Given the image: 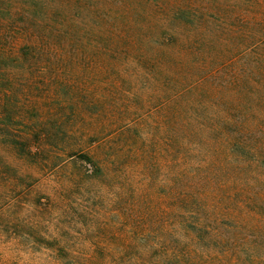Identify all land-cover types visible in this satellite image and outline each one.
I'll return each mask as SVG.
<instances>
[{"label": "trees", "instance_id": "16d2710c", "mask_svg": "<svg viewBox=\"0 0 264 264\" xmlns=\"http://www.w3.org/2000/svg\"><path fill=\"white\" fill-rule=\"evenodd\" d=\"M109 1L126 8L96 9L90 23L102 20L99 27L113 34L127 22L123 13L134 11L128 22L139 27L123 40V34L108 39L73 23L75 13L62 1L0 0V147L52 169L76 157L74 164L93 167L94 177L103 180L136 167L146 171L150 184L162 167L164 184L155 191L164 198L161 213L140 216L146 200L131 194L127 205L116 203L127 209L136 231L142 227L145 233L144 226L148 235L160 234L163 264H264V101L254 114L244 109L242 98L250 81H264V55H253L264 40V21L250 27L257 34L226 61L220 60L216 36L201 29L189 39L187 51L202 50L211 59L197 82L179 78L185 61L174 52H134L144 75L131 81L111 63L125 58L129 39L173 44L175 23L191 27L208 16L213 24L222 19L236 28L249 24L247 16L264 8V0ZM160 2L166 7L155 8ZM160 10L172 27L146 29V17ZM97 53L104 55L102 63ZM204 82L211 88H202ZM178 84L177 100L171 101ZM152 87L147 100L135 90ZM167 205L173 210L165 211ZM169 220L175 229H169Z\"/></svg>", "mask_w": 264, "mask_h": 264}, {"label": "rangeland", "instance_id": "374dc122", "mask_svg": "<svg viewBox=\"0 0 264 264\" xmlns=\"http://www.w3.org/2000/svg\"><path fill=\"white\" fill-rule=\"evenodd\" d=\"M58 1L65 3L66 11L75 13L73 23L92 33H102L108 39H117L123 34V40L126 33L130 34L139 27L133 21L130 24L128 22L127 16L130 13L133 15L134 11L123 13L127 22L117 26L113 34H107L103 27H99L102 20L98 24L90 23L89 18L96 9L113 11L126 8L116 6L109 0H95L93 6L87 5L84 0ZM131 1L138 4L140 0ZM219 3L230 4L232 1L219 0ZM147 7L148 5L145 6L146 11L149 10ZM154 7L165 8L166 4L160 2ZM163 13L160 10L154 16L146 17V29L172 27ZM206 17L208 19L191 27L175 23L176 41L170 45L158 47L145 41L134 44L130 39L127 40L125 58L111 62L112 66L115 70L122 71L121 73L126 72L122 76L131 81L144 75L136 59L132 58L134 52H174L176 59L185 61L179 78L184 75L192 82H197L198 71L211 59L202 50L187 51V41L195 39L201 29H204L205 34L216 36V45L223 51L220 60L226 61L231 51H236L257 34L256 28L250 27L258 20L264 21V8L263 5L254 8L253 13L247 16L249 24H242L237 28L225 19L213 24L211 21L215 20ZM145 21H142V25ZM233 37L238 38L239 42H233ZM176 50L179 52H175ZM256 53L264 55V40L254 48L253 55ZM97 56L102 63L104 55L97 53ZM190 59L194 63L188 65ZM237 65L240 66L241 63ZM188 68L191 72H187ZM154 80L152 85L159 87ZM249 86L250 89L242 93L244 109L258 114L264 101V81H250ZM98 87L99 85H95L94 89ZM179 87L180 84L170 91L171 101L175 100ZM201 87L211 88L207 82L202 83ZM135 90L147 100L152 96L153 87ZM155 91L158 92V88ZM228 94L235 93L229 90ZM19 129L21 128L16 129V135ZM79 140L83 141L85 147H90L87 146V138ZM112 157L105 161L108 169L112 167L108 162ZM74 160L76 157L69 159L65 165L52 169L49 166L32 165L17 154L0 147V264H163L161 261L164 254H161L159 248L162 242L158 241L160 234L152 232V235H148L149 228L144 226L145 233L140 226L139 231H136L138 227L135 228V223L126 218L127 209L120 208L116 201L121 199L127 205L131 199L130 194L144 197L146 205L140 216L161 213L165 206L164 198L155 191H161L164 184V169L161 167L155 172L156 179L150 184H145L146 171L136 167L111 172L109 178L103 180L94 177L96 172L93 167H86L87 171L83 162L77 160L75 165ZM172 210L171 205L166 206L165 211ZM166 222L159 223L164 226ZM169 229H175L170 220Z\"/></svg>", "mask_w": 264, "mask_h": 264}]
</instances>
